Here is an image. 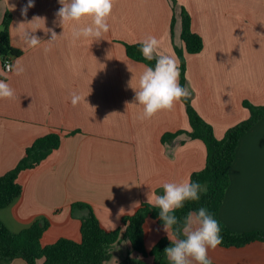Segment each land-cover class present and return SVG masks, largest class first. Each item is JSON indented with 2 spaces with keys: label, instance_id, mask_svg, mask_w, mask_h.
<instances>
[{
  "label": "crops",
  "instance_id": "obj_1",
  "mask_svg": "<svg viewBox=\"0 0 264 264\" xmlns=\"http://www.w3.org/2000/svg\"><path fill=\"white\" fill-rule=\"evenodd\" d=\"M26 3L0 0V29L8 14L9 44L21 53L12 63L19 60L24 68L6 81L15 97L0 99V176L16 166L35 139L55 132L61 140L37 167L19 173L22 192L0 210V221L19 232L46 220L42 246L60 238L80 241L85 213L71 215L76 202L88 205L106 230H114L124 214L147 203L150 193L162 194L163 183L189 180L191 173L203 169L206 151L201 141L182 134L161 142L166 133L189 130L181 101L171 111L140 119L142 106L136 104L133 88L146 65L125 52V45L140 44L153 35L160 41L159 51L176 58L170 22L174 14L178 21L172 39L183 47L181 8L203 44L199 53L184 54L185 88L214 136L222 138L227 129L248 118L244 101L264 105V0H176L173 11L170 0H116L109 32L98 41L75 42L73 25L60 26L58 0H35L23 16ZM34 17L44 22H33ZM36 27L41 29L32 33ZM45 28L63 36L50 45L46 42L51 34ZM26 30L43 42L27 46ZM74 92L82 97L76 106L71 103ZM229 176L219 219L231 231H264V118L240 139ZM146 224L144 246L149 251L167 234L154 220L148 218ZM208 255L213 264H264V243L218 246ZM128 256L138 258L121 240L105 264H120ZM7 264L25 262L14 259Z\"/></svg>",
  "mask_w": 264,
  "mask_h": 264
},
{
  "label": "trees",
  "instance_id": "obj_2",
  "mask_svg": "<svg viewBox=\"0 0 264 264\" xmlns=\"http://www.w3.org/2000/svg\"><path fill=\"white\" fill-rule=\"evenodd\" d=\"M170 1L173 11L176 0ZM174 22V14H172L171 33ZM9 24L10 16L5 14L0 29L1 60L5 57L17 58L21 54L9 44ZM180 25V39L185 53L191 55L199 53L203 48L202 39L191 31L190 17L184 8L180 11ZM140 47V44L125 45L126 56L133 61L154 66V60L147 61L142 57ZM174 52L179 60V83L185 87L184 53L177 47H174ZM181 102L185 106L189 130L166 133L161 137V142H170L184 134L189 139L199 140L204 144L205 165L202 170L191 173L189 179L205 185L207 192L201 194L199 201L186 203L176 215L182 221L188 211H195L200 207L207 208L219 223L222 236V243L219 245L221 248H241L253 242L264 243V231H231L219 219V209L230 184L229 171L236 156L238 143L242 136L264 118V105L255 106L244 101L242 106L248 111V118L227 129L222 138L217 139L212 127L200 118L190 100L187 98ZM60 140V135L55 132L35 139L25 149L23 157L16 166L0 176V210L20 196L22 188L17 182L19 173L37 167L58 149ZM70 210L72 216L78 212L85 213L80 218L79 242L60 238L52 244L42 246L40 239L48 227L46 220H38L19 232L10 231L0 221V264H7L14 259H22L25 264H105L111 257L112 247L121 240L129 243L131 251L136 253L138 258L134 260L128 256L120 264H169L163 253L165 247L170 246L171 243L167 236L160 238L149 251L144 246L148 234L146 220L149 218L159 226H163L158 216V208L148 203H141L131 213L124 214L120 218V226L114 230H106L90 207L84 203L76 202L71 205Z\"/></svg>",
  "mask_w": 264,
  "mask_h": 264
},
{
  "label": "clouds",
  "instance_id": "obj_3",
  "mask_svg": "<svg viewBox=\"0 0 264 264\" xmlns=\"http://www.w3.org/2000/svg\"><path fill=\"white\" fill-rule=\"evenodd\" d=\"M61 7L57 10L60 26L64 29L67 24L73 25L71 37L73 41L80 39L98 41L110 30L111 17L116 0H58ZM35 6V0H27L21 8V14L27 15L30 8ZM15 8V5H12ZM42 20L34 17L33 22ZM90 21V22H85ZM44 28V27H43ZM40 27L31 29L35 33ZM51 38L46 42L53 44L59 37L51 28H45ZM64 32V31H63ZM27 46L35 48L43 41L36 35L24 32ZM140 52L147 61H155L154 66H144L139 77L135 92L136 104L142 106L140 119H151L161 111H171L176 103L187 99L190 95L187 88L179 83L180 68L177 58L159 51L160 41L149 35L140 41ZM51 49H46L50 51ZM24 72L19 60L6 63L0 68V99H13L15 90L7 83L9 74L17 76ZM85 100V98H83ZM82 97L72 93L71 103L76 106ZM162 194L150 193L147 203L159 209V219L163 224V231L170 240V246L165 247L163 253L169 264H213L208 253L215 250L222 243L221 229L218 221L205 207L195 211H188L183 220L176 212L183 209L188 202H196L207 187L190 179L181 182H165L161 185ZM123 209H121L122 211Z\"/></svg>",
  "mask_w": 264,
  "mask_h": 264
},
{
  "label": "rangeland",
  "instance_id": "obj_4",
  "mask_svg": "<svg viewBox=\"0 0 264 264\" xmlns=\"http://www.w3.org/2000/svg\"><path fill=\"white\" fill-rule=\"evenodd\" d=\"M174 19H175V17H174ZM176 21H178V18L176 19ZM176 21L174 22V25H173V30H172V33H171V29H170V35H171V44H172V48H173V50H174V47H177L178 49H181L182 51H183V53L184 54H186L185 53V51H184V47H180L179 45H175L174 44V41H173V34H174V27H175V23H176ZM175 53V52H174ZM176 55V54H175ZM184 57H185V55H184ZM176 58H177V56H176ZM178 59V58H177ZM179 61V60H178ZM131 259H133V258H131Z\"/></svg>",
  "mask_w": 264,
  "mask_h": 264
},
{
  "label": "built area",
  "instance_id": "obj_5",
  "mask_svg": "<svg viewBox=\"0 0 264 264\" xmlns=\"http://www.w3.org/2000/svg\"><path fill=\"white\" fill-rule=\"evenodd\" d=\"M6 63H12V58L11 57H5L3 60H2V68L4 67V65Z\"/></svg>",
  "mask_w": 264,
  "mask_h": 264
}]
</instances>
